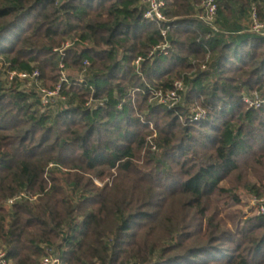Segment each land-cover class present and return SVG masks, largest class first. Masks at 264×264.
<instances>
[{"label":"trees","instance_id":"obj_1","mask_svg":"<svg viewBox=\"0 0 264 264\" xmlns=\"http://www.w3.org/2000/svg\"><path fill=\"white\" fill-rule=\"evenodd\" d=\"M216 2L214 33L202 0H165L159 23L142 0H0V245L14 264L47 248L63 264H264V214L229 211L241 199L223 185L264 192V105L242 101L264 97V36L246 25L264 0ZM167 25L168 53L151 54ZM65 69L78 75L42 106L38 81L53 89ZM36 70L34 89L7 76ZM177 79L180 103L153 99Z\"/></svg>","mask_w":264,"mask_h":264},{"label":"built area","instance_id":"obj_2","mask_svg":"<svg viewBox=\"0 0 264 264\" xmlns=\"http://www.w3.org/2000/svg\"><path fill=\"white\" fill-rule=\"evenodd\" d=\"M143 4L145 5V10L143 13V17L146 20L154 21V22H164L167 20L166 15L163 12V8L165 7V0H142ZM202 8L204 9V14L202 18L204 21L210 26L211 30L215 33L218 31L217 26L215 25V21L218 15L219 7L216 0H202ZM250 20H251V27L248 29L250 32L255 33L257 35L264 36V19H261L258 15V8L256 5L252 6V10L250 12ZM171 29V25H167L165 28L162 29V35L164 37V41L159 44L155 49L151 51L153 54L155 51L160 50L162 53L167 54L171 45L167 40L168 31ZM70 43L67 42L66 46H69ZM141 58L136 60L138 64ZM86 66L88 62L85 61L84 63ZM39 72L36 70L32 74H27L23 72H16L10 71L8 72V79L12 80L15 76H18L20 79L24 80H36ZM66 81V75L62 76L60 82L56 85L55 88H43L39 85V96L42 103V106H53L57 103L60 96L61 88L63 82ZM38 84V83H37ZM185 84L182 79H177L174 82L173 89L169 90L166 93L162 91H154L153 99L157 100L159 103L168 104L170 106H175L176 104L182 101V95L186 92ZM247 103L252 106L258 107L261 104V101L256 98H249L245 99ZM193 119L200 120L206 113L203 112H193ZM155 149V147H154ZM27 196V193L18 194L12 198H9L6 201L7 205L13 204L15 201L21 199L22 197ZM258 210L259 213L264 214V196L259 198L258 200ZM0 264H14V261L7 257L6 251L0 249ZM38 264H63L61 256L56 253L53 248H47L45 250V254L41 257Z\"/></svg>","mask_w":264,"mask_h":264},{"label":"rangeland","instance_id":"obj_3","mask_svg":"<svg viewBox=\"0 0 264 264\" xmlns=\"http://www.w3.org/2000/svg\"><path fill=\"white\" fill-rule=\"evenodd\" d=\"M246 25L248 27V29H250L251 27V20L248 18V21L246 22ZM67 46L64 45V47L61 49V52H63V50L66 48ZM202 64V63H201ZM204 66H202L203 68ZM187 72V75H191V73L188 71H185ZM196 72V71H194ZM80 74V73H79ZM64 75H74V76H77L78 75V72L76 70H73V69H65L63 72H62V75L60 76V78ZM35 82H33V80L29 81V82H26V88H29V89H34V86H35ZM39 86L43 87V88H49L50 85H52L51 83H48V84H43V81H38V84ZM36 90L39 92L38 90V87L35 86ZM186 88V87H185ZM187 89V88H186ZM256 95L258 96V99L261 101V104L260 105H264V97L261 96L260 94H258L257 92H252V93H243L242 94V101L244 102V104L246 105V109L248 108H257L256 106H252L250 105L249 103H247L245 101V99H249V98H256ZM155 100V99H154ZM259 105V106H260ZM258 106V107H259ZM191 110L192 112H203V113H206L207 114V111L206 109H203L201 106H199L197 104V102H194L193 105H191ZM182 121H184V119H182ZM151 128V127H150ZM155 135L153 134L152 136H149V140L152 139V137H154ZM145 153V149L142 150V154ZM236 176H233L231 177L229 180L225 181L223 183L224 186L226 187H232L234 188V192L238 195V197L241 199L240 203L239 204H235L234 202H231L230 201V205L231 207L228 209L229 211H233V210H237L239 211V214L242 218V220H245L247 217L249 216H253V215H256V214H262V213H259V210H258V200L259 198L263 197L264 196V192L263 190H260V193L259 194H256L255 192H253V190H251V188H246L244 183H240L236 180L235 178ZM109 180V179H106V181ZM98 184H102V182L100 181H96ZM224 248H232L234 245L232 243H224L223 244ZM0 249L4 250L5 251V247L3 245H0Z\"/></svg>","mask_w":264,"mask_h":264}]
</instances>
